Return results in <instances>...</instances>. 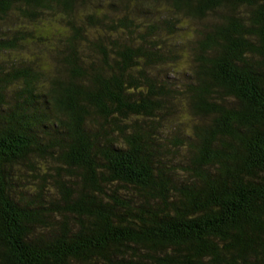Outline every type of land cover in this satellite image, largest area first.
<instances>
[{"label":"trees","instance_id":"obj_1","mask_svg":"<svg viewBox=\"0 0 264 264\" xmlns=\"http://www.w3.org/2000/svg\"><path fill=\"white\" fill-rule=\"evenodd\" d=\"M0 264H264V0H0Z\"/></svg>","mask_w":264,"mask_h":264}]
</instances>
